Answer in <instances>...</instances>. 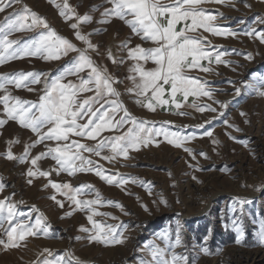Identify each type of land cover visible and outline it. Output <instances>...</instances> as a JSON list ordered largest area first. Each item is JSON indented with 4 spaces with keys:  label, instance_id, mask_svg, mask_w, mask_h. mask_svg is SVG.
Instances as JSON below:
<instances>
[{
    "label": "rangeland",
    "instance_id": "1",
    "mask_svg": "<svg viewBox=\"0 0 264 264\" xmlns=\"http://www.w3.org/2000/svg\"><path fill=\"white\" fill-rule=\"evenodd\" d=\"M56 3H62V0H56ZM68 3L79 15L88 13L93 17L92 22L80 25V31L84 34L91 33L89 39L98 45L99 52L89 50V55L97 65L106 67L119 81L113 86L121 93L120 100L128 111L138 119L156 122L157 127L162 121H171L172 131L182 130L186 135L196 133V139L186 144L193 149L196 158L193 159L183 148L168 144L162 136L156 137L159 141L158 147L153 144L146 148L142 147L139 151H130L131 158L128 160L120 157L117 161L109 163L101 157L94 155L90 157L103 165L108 174L119 172L126 177L151 182L148 185L151 188V195L146 187L138 183L124 185L122 190L121 187L108 185L94 173L78 172L69 176L64 172L59 175L53 172L49 178L37 177L32 185H29L25 173L30 164L6 159V152L9 149L6 142L19 139V143L11 145L13 154L19 156L24 151V144L31 143L36 136L15 121H9L0 128V182L6 186L3 193H0V199L15 193L12 199L17 202L19 211L25 214L23 218L31 217V221L34 222L35 217L43 213L47 223L51 225L49 231L52 235L29 237L26 247L9 250L0 247V264H33L44 248H49L57 254H63L65 250L71 251L83 264H138L139 258L145 255L141 251L144 244L150 243L156 239V234L165 230L174 233L177 224L182 231L184 246L176 248L175 251L189 256L190 260L195 257V264H264V246L259 244L256 235L260 222L264 220V97L258 96L246 87L248 83L264 76V44L242 34L252 26L264 28V25L256 24V17L264 16V0H236L235 7L215 3L203 5L213 14L223 13V18L218 16L214 23L235 30L238 35L213 36L203 33L212 45L217 46L210 50L227 52L228 55L223 59L232 63L217 65L213 61L210 65L213 69L211 72L204 73L199 70L190 72V75L199 76L208 82L207 86L213 90V98L190 96L184 102L182 96L178 94L177 99L186 104L195 101L197 104L212 105L217 112L200 113L191 107H185L182 111L188 112L187 116L172 114L166 110L168 106L158 107L155 112L149 111L136 104L135 95L126 91L132 87V82L127 77L130 75L128 69L134 62L127 58V51L121 49L119 45L129 38L130 47L136 44H143L144 47L151 45L133 36L130 29L119 19L113 18L107 24L99 23L102 19L100 13L110 7L105 0H68ZM24 5L46 18L59 35L69 39L79 48L86 47L75 38V30L70 27L71 23L76 22L75 19L66 22L60 16L59 9L49 3V0H21L5 13H0V20L9 12L17 11ZM93 7L98 10L92 11ZM37 32L14 33L10 39L35 37ZM108 49H111L113 56L123 58L125 62L112 63L107 56ZM249 53L253 58L245 59ZM76 55L77 53L70 52L59 60L50 61L39 57L11 60L0 65V75L20 71L39 72L48 75L50 79L59 75ZM201 63L209 66L207 61ZM145 66L154 67L151 62ZM89 71L85 69L79 73V77L87 78ZM79 77L67 76L63 83L71 81L78 84ZM32 87L35 91L16 89L11 85L9 90L24 100L36 102L43 94V78L40 84ZM237 88L241 90L240 95H236ZM92 95L93 92L80 93L78 99L83 100ZM164 98L169 99L167 92ZM214 101L228 103L227 109H221L219 103ZM221 111L225 113L223 117L219 115ZM241 112L246 113V116H241ZM212 117L217 118L212 120L211 125H205V128L211 130L213 136H203L204 129L197 128L196 125L203 124ZM224 120H228L229 124L240 130L228 127ZM245 120L249 123H245ZM129 126L125 125L120 130L121 133ZM116 134L120 133L104 132L102 135ZM213 139L220 143L213 144ZM241 141H247V145ZM81 142L89 145L96 143L91 140ZM45 143L54 146L55 142ZM43 151H46L45 144H37L31 149V156L34 157ZM201 152L205 153L207 158L200 155ZM106 154L107 150L102 155ZM38 165L41 170L56 167L55 161L50 157L42 159ZM49 179L58 183H70L73 187L81 184L94 186V189L85 190L78 198L94 199L95 191L98 190L105 204L97 206V210L110 213L118 219L109 216H95L94 219L106 224L126 226L125 243L105 247L95 243L89 244L86 239L77 240V236L86 235L79 231L81 226L91 227L86 212L73 211L75 206L62 195L57 194V199L64 202L63 208L51 200L49 197L54 194V190L51 187L43 188ZM241 199L249 203L241 206L239 204ZM108 200L119 202L124 210L107 205ZM162 200L166 203H162ZM20 201L24 203L21 204ZM32 205H35L39 212L33 211ZM141 205H146L148 210L145 211ZM241 207L243 213L240 212ZM233 208L236 210L232 211ZM68 212H72V215L67 216ZM234 220L241 221L243 225L244 236L240 244L236 243L237 234L232 227ZM156 243L160 244L161 241L157 239ZM201 247H207L210 254L204 255L200 252Z\"/></svg>",
    "mask_w": 264,
    "mask_h": 264
},
{
    "label": "snow or ice",
    "instance_id": "2",
    "mask_svg": "<svg viewBox=\"0 0 264 264\" xmlns=\"http://www.w3.org/2000/svg\"><path fill=\"white\" fill-rule=\"evenodd\" d=\"M20 2L21 0H0V13H5L7 9ZM49 3L59 9L60 16L66 22L75 19L76 22L71 23L70 27L75 30V38L83 42L86 47L79 48L69 39L59 35L46 18L32 11L27 5L17 11L9 12L3 20H0V65L25 57H39L45 61L59 60L70 52L77 53L59 75L50 79L48 75L39 72L20 71L0 75V93H2L0 94V105H2L0 128L9 121H15L20 127L31 130L36 136L34 141L24 144V151L19 156L11 151V145L19 143V139L7 141L9 149L6 152V159L30 164L25 173L29 185H32L37 177L49 178L53 172L56 175L64 172L69 176L78 172L94 173L108 185L121 187L122 190L124 185L138 183L146 187L151 195V188L148 186L151 182L146 183L136 177H126L119 172L108 174L103 165L90 157L92 155L101 157L109 163L117 161L120 157L128 160L131 158L130 151H139L142 147L146 148L153 144L158 147L159 141L156 137L162 136L168 144L183 148L195 159L193 149L186 144L196 139V133L186 135L182 130L172 131L170 130L171 121H162L157 127L154 121L141 120L133 116L120 100L121 93L113 86L119 81L108 72L106 67L97 65L89 55V50L98 53L99 47L89 39L91 33L84 34L80 31V25L92 22L93 17L88 13L79 15L68 0H62V3L49 0ZM105 3L110 7L100 13L102 19L99 23L107 24L113 18L119 19L130 29L133 36L151 45L144 47L143 44H136L130 47V38L119 45L121 49L127 51V58L134 62L128 69L130 75L127 77L132 82V87L126 91L135 95L136 104L152 112H155L158 107L168 106L166 110L178 116L189 115L188 112L182 111L185 107H191L200 113L217 112L212 105L197 104L195 101L191 104L183 103L177 99V95L180 94L184 102L190 96L213 98V90L207 86L208 82L199 76L190 75V72L199 70L208 73L213 71L210 67L213 61L217 65L231 64L232 61L223 59L228 55L227 52L211 51L210 49L217 46L212 45L203 33L232 37H236L238 33L215 24L218 16L223 18V13L213 14L203 5L215 3L235 7L236 0H105ZM246 7L250 8L251 5ZM96 10L98 9L93 7L92 11ZM256 24L264 25V16H257ZM201 29L202 32L199 31ZM18 32H37V35L24 39H10L14 33ZM242 34L264 44V28L258 29L252 26L244 30ZM107 56L114 64L125 62L123 58L118 59L113 56L111 49L107 50ZM252 58L251 53L245 56V59ZM202 61H207L209 66L202 64ZM149 62L154 67L147 68L145 65ZM85 69L90 70L88 77H79V73ZM67 76H78L79 83L75 84L71 81L63 83ZM42 78L43 94L36 102L24 100L13 95L9 90L11 85L16 89L35 91L32 85L40 84ZM246 87L258 96L264 97V76L248 83ZM240 91L237 88L236 95H240ZM84 92H93L94 95L83 100L78 99L79 94ZM166 92L169 99L164 98ZM214 103H219L221 109L228 107L226 102L214 101ZM224 114L223 111L219 113L221 117ZM240 115L246 116V113L241 112ZM216 118L212 117L203 124L196 125L197 128L204 129L203 136H213V132L205 128V125H211L212 120ZM224 123L228 127L236 128L235 125L229 124L228 120H224ZM245 123L249 121L245 120ZM125 125L130 126L121 133L120 130ZM236 130L240 129L236 128ZM104 132L120 134L103 136ZM72 137L80 139H72ZM230 138L235 139V137ZM81 140H91L96 143L89 145ZM46 141L55 142L54 146L46 144ZM241 142L247 145V141ZM212 143L218 145L220 142L213 139ZM37 144H45L46 151L33 157L31 149ZM105 150L108 154L102 155ZM84 153L89 155L86 156ZM199 154L207 158L205 153ZM49 157L55 161L56 167L41 170L38 162ZM5 187V184L0 182V193H3ZM48 187L54 190V194L49 198L60 208L64 207V202L57 199V194L64 196L71 205L75 206L73 211L86 212V218L91 227L81 226L79 231L86 235L77 236V240L86 239L89 244L95 243L105 247L125 243L126 226L106 224L94 219L95 216L118 219L110 213L97 210V206L105 204L98 190L95 191L94 199L78 198L85 193V190L94 189V186L81 184L73 187L70 183H58L49 179L43 188ZM14 195L15 193H12V196ZM12 196H4L0 199V247L4 250L26 247L29 237H37L41 234L44 237H50L51 225L47 223L44 214L37 215L34 222L31 221V217L24 219L25 214L19 211L17 202L12 199ZM161 202L166 203L163 200ZM106 203L121 211L124 210L119 202L108 200ZM246 203L249 201L239 200L241 206ZM141 206L145 208V211L148 210L146 205ZM31 208L39 212L35 205ZM235 210V208L232 209V211ZM240 212L243 213V207L240 208ZM66 215L70 216L72 212ZM232 227L237 234L236 243L240 244L244 236L242 222L234 220ZM256 235L259 244L264 246V220L260 222ZM157 239L161 241L160 244L156 243ZM181 246H184V239L181 228L177 224L174 233L165 230L156 234V239L144 244L141 251L145 255L139 258L138 264H195V257L190 260L189 256L175 251ZM200 252L204 255L210 254L207 247H201ZM33 264H83V262L71 251L65 250L63 254H57L49 248H44Z\"/></svg>",
    "mask_w": 264,
    "mask_h": 264
}]
</instances>
